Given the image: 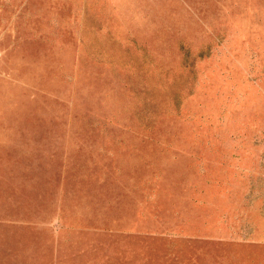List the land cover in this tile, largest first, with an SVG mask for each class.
<instances>
[{
	"label": "rangeland",
	"instance_id": "obj_1",
	"mask_svg": "<svg viewBox=\"0 0 264 264\" xmlns=\"http://www.w3.org/2000/svg\"><path fill=\"white\" fill-rule=\"evenodd\" d=\"M139 137L211 163V238L132 230L179 219ZM0 264H264V0H0Z\"/></svg>",
	"mask_w": 264,
	"mask_h": 264
},
{
	"label": "crops",
	"instance_id": "obj_2",
	"mask_svg": "<svg viewBox=\"0 0 264 264\" xmlns=\"http://www.w3.org/2000/svg\"><path fill=\"white\" fill-rule=\"evenodd\" d=\"M136 140L128 141L135 145L124 149L139 158L122 163L125 171H131L126 192L132 208L141 217L168 215L179 219L171 227L158 220L147 227L149 221L140 220L134 222L132 230L200 240L211 238L205 228L196 226L211 221V186L202 182L211 163L202 158H188L187 154L196 148L183 145L188 142L153 137ZM149 155L158 156L149 158Z\"/></svg>",
	"mask_w": 264,
	"mask_h": 264
}]
</instances>
